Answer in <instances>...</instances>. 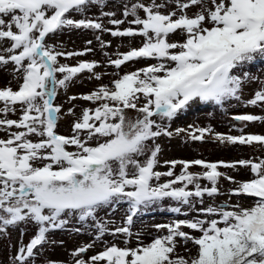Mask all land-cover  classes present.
<instances>
[{"label": "snow or ice", "instance_id": "1", "mask_svg": "<svg viewBox=\"0 0 264 264\" xmlns=\"http://www.w3.org/2000/svg\"><path fill=\"white\" fill-rule=\"evenodd\" d=\"M73 32H91L103 60L83 59L95 52L92 40L82 51L54 43ZM105 34L127 40L128 50L106 51ZM73 58L75 65L60 62ZM257 62H264V0H0V70L12 78L0 89V238L11 243L17 230L21 237L9 264H38L56 243L50 235L69 225L92 238L68 264H264V157L161 164L159 144L183 136L264 152V135L245 133L264 125V115L233 116L229 130L238 135L173 130L197 105L264 112V79L249 70ZM83 78L98 86L68 96L66 110L56 103ZM252 83L258 90L245 100ZM64 118H72L69 135L58 131ZM241 169L248 180L232 175ZM222 181L232 187L222 192ZM221 196L227 201L217 204ZM120 210L119 223L100 215ZM157 211L184 218L152 225L145 242L147 226L136 230L137 221ZM98 244L103 251L88 257Z\"/></svg>", "mask_w": 264, "mask_h": 264}, {"label": "rangeland", "instance_id": "2", "mask_svg": "<svg viewBox=\"0 0 264 264\" xmlns=\"http://www.w3.org/2000/svg\"><path fill=\"white\" fill-rule=\"evenodd\" d=\"M115 2H119V0H115ZM108 10V9H106ZM114 10V9H113ZM98 13H90V15H95ZM111 27V26H109ZM102 39L105 41H111V47L105 49L110 53H115L117 49L120 52H126L128 50L129 42L124 40L121 42L119 39H114L110 35L105 34L102 36ZM92 40L93 44L91 47L95 49L94 53L88 54L83 59L91 61H102L103 56L99 45L96 43L94 36L91 32H73L71 34H65L61 36L58 40L54 41V43L62 44L63 47L67 51H82L86 46V41ZM123 43L124 46H121ZM140 41L137 40L133 42L131 46L138 47ZM61 63H69L70 65H75L76 59L65 61L61 59ZM142 65H136V67H140ZM251 73L253 75L259 76L261 79H264V62H257L256 64L250 66ZM99 71H103V69H99ZM109 72L112 69H108ZM83 75V74H82ZM11 76L7 71L0 70V89L9 86V81L11 80ZM111 79L109 76H105L103 79L104 83H108ZM13 88L16 87L15 82L11 84ZM98 84L95 81H89L86 78L77 79L70 85L67 95L60 94L57 98L56 103L64 104L65 110L70 107V104L64 103L67 100L68 96H80L83 94H87L89 91L93 90L97 87ZM259 85L257 83H252L245 88L243 99H250L256 90H258ZM77 105L86 106V102L76 101ZM76 114H80V108L77 107ZM242 114H254V115H264V112H261L259 108H245L243 105H239L233 103L231 105H225L223 109L213 107L211 105H197L196 107L190 109L187 113H185L180 119L175 121L173 125V130L176 127L188 128L189 125L199 126V127H211L215 133H220L223 135H238L239 133L235 131L230 132V126L233 125L232 117L235 115ZM11 119H17V116H10ZM72 124V118H64L61 120L58 131L60 134L69 135L70 128ZM246 134H259L264 135V125L262 124H250L245 129ZM2 135V134H0ZM160 147L162 149L160 154V161L163 164L165 161L172 160H184L191 161L195 159L205 160L207 162H233L239 159H249L252 157L260 156L264 157V152H257L255 148H249L247 146H228L221 147L214 142H204L200 141H189L188 143H184V137L169 139H161L159 141ZM159 171H166L167 169L161 167L158 169ZM179 167H177L176 171L179 172ZM191 171H199V168H193ZM223 171V169H221ZM232 175L237 180L246 181L250 178V173L246 170L241 169L239 174L232 173ZM232 185H230L227 181H222L221 191H227ZM227 201L226 196L218 197L216 203H224ZM235 200L232 201L234 203ZM104 219H113L117 223L120 222L121 217L123 215V210L118 211L114 216H106L105 213H100ZM184 217H175L173 214L157 211L151 215H147L142 218V221H137L136 230H139L141 227L147 226L148 235L144 237L145 242H150L151 236L155 235L154 230H152L151 226L154 224H166L172 221L173 219H183ZM79 227V225H76ZM73 225H69L68 229L64 231H57L54 234L50 235V240L55 241V244L48 246L47 250L44 252L42 257L38 258V264H43V260L45 258L64 262V264H68L70 260L69 253L74 249L79 247L82 244L89 243L91 241V236L87 231H82L80 233L71 231ZM34 229L29 228L25 235L23 236L24 243H27L29 239L34 234ZM20 232L13 231L11 233V243L7 239L0 238V264H9L12 254L15 252V248L13 244L18 245L20 242ZM110 239V238H108ZM191 247V245H189ZM103 251V245L98 244L95 248L90 249L87 253V256L90 257L92 255L98 254ZM177 251L185 256L189 255V253L184 252L182 247H178ZM192 255L195 254L193 251Z\"/></svg>", "mask_w": 264, "mask_h": 264}]
</instances>
